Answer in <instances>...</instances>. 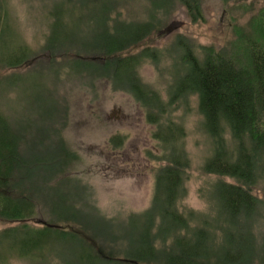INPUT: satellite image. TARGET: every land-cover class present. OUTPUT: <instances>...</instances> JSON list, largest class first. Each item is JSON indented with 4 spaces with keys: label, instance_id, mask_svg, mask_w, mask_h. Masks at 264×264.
I'll return each mask as SVG.
<instances>
[{
    "label": "rangeland",
    "instance_id": "1",
    "mask_svg": "<svg viewBox=\"0 0 264 264\" xmlns=\"http://www.w3.org/2000/svg\"><path fill=\"white\" fill-rule=\"evenodd\" d=\"M168 2L156 8L150 0H0L14 36L5 46L20 44L27 55L26 61L15 68L0 66V113L17 131L18 148H26V154L34 159L51 158L52 153L53 165L41 176L37 169L34 181L51 186L50 196L54 190H64L69 207L83 213L97 212L103 218L98 219L101 222L119 223L146 211L154 195L157 170L166 162L160 159L163 150L159 142L151 136L155 125L148 123L134 95L113 88L111 78L88 73L75 62L86 56L103 61L98 54L84 53L98 51L100 42L113 32L100 20L102 15L89 30L87 12L68 6H111L107 24L117 22L119 32L127 31L129 36L134 24L153 22L146 41L128 53L143 51L134 66L139 81L165 104L161 119L167 117L182 128L179 143L186 165L177 209L189 224L215 219L213 189L218 180L236 183L228 176L203 171L205 161L213 155L214 140L205 129L199 97L189 92L170 103L171 88L186 68L183 58L189 49L200 59L202 48L214 47L229 53L234 61L242 60L237 31L247 28L249 18L264 0H199L202 18L196 22L191 21L179 0ZM61 6H66L64 22L58 24L57 35L51 39L56 42L47 47L53 15L61 13ZM223 136L228 149H234L227 127ZM262 186L258 182L251 193L263 197ZM58 195L55 193L54 199ZM51 218L56 216L42 201L31 224L39 226L37 220ZM16 225L0 221V232ZM262 229L260 218L250 229L254 241L248 246L259 258L264 257ZM29 260L8 255L5 262L38 264ZM2 261L0 258V264ZM57 262L49 259L42 264Z\"/></svg>",
    "mask_w": 264,
    "mask_h": 264
},
{
    "label": "trees",
    "instance_id": "2",
    "mask_svg": "<svg viewBox=\"0 0 264 264\" xmlns=\"http://www.w3.org/2000/svg\"><path fill=\"white\" fill-rule=\"evenodd\" d=\"M150 1L156 8L169 5L168 0ZM179 1L191 21L202 18L199 0ZM61 7V13L53 15L47 47L56 42L51 39L57 35L58 24L64 22L66 6ZM68 8L87 12L89 30L101 20L113 32L100 42L98 51L84 53L98 54L103 61L86 56L75 62L88 73L111 78L113 88H123L134 95L148 123L155 125L151 136L159 142L163 150L160 159L166 164L157 170L154 195L146 211L119 223L105 219L101 222L98 219L103 218L93 207L96 214L71 208L64 190H54V195L59 193L54 199L49 195L51 186L34 181L37 169L41 176L53 165L52 153L51 158L48 155L34 159L26 154V148H18L17 131L0 113V187L8 189L0 190V221L17 223L0 232L3 264H7L8 255L38 264L49 259H57V264H264V257H257L248 247L254 241L250 229L260 218L264 234V5L251 15L247 28L237 31L242 60L234 61L229 53L214 47L202 48L200 59L189 49L183 58L186 68L171 88L170 103L189 92L199 97L205 129L214 140L213 155L205 161L203 171L236 181L215 183V219H203L192 226L177 209L186 165L179 143L182 128L167 117L161 119L165 104L154 90L139 81L134 66L143 51L128 53L146 41L153 22L134 24L129 36L127 31L119 32L117 22L107 24L111 6ZM6 10L0 6V66L15 68L26 61L27 55L20 44L5 46L7 39L14 38ZM225 127L234 141L231 151L223 136ZM258 182L263 183L261 198L250 190ZM42 201L56 219H39V226H34L31 222Z\"/></svg>",
    "mask_w": 264,
    "mask_h": 264
}]
</instances>
